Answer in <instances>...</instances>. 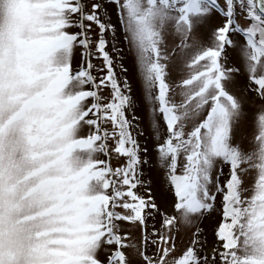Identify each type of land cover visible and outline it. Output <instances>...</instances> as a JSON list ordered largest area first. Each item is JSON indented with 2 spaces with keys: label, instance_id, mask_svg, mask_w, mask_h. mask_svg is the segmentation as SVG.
Returning a JSON list of instances; mask_svg holds the SVG:
<instances>
[{
  "label": "snow or ice",
  "instance_id": "snow-or-ice-1",
  "mask_svg": "<svg viewBox=\"0 0 264 264\" xmlns=\"http://www.w3.org/2000/svg\"><path fill=\"white\" fill-rule=\"evenodd\" d=\"M256 99L264 0H0V264H264V111L251 144L235 139ZM178 223L194 225L179 250Z\"/></svg>",
  "mask_w": 264,
  "mask_h": 264
},
{
  "label": "rangeland",
  "instance_id": "rangeland-1",
  "mask_svg": "<svg viewBox=\"0 0 264 264\" xmlns=\"http://www.w3.org/2000/svg\"><path fill=\"white\" fill-rule=\"evenodd\" d=\"M221 19L222 18L219 17L218 15L214 16L209 20L208 24L202 28V32L206 38L208 34L210 33L211 26L218 24ZM241 23H244L243 19L241 20ZM233 39H239V37L234 36ZM178 40H179V37L172 35L171 30L169 34L166 35V44L169 49H171L172 46H174L178 42ZM121 46H122V39H121ZM79 58H80V51L77 50V52L75 53L74 64L76 61L79 60ZM92 63L94 65V74H96L98 77L100 75H103V73L97 71V69L102 67V60L93 56ZM221 63L225 67L239 66L240 56H239L238 50L233 49L232 47H227L225 53L222 54ZM117 72H119L118 68H117ZM172 78L173 80L178 79L177 69H172ZM228 90L237 96L246 97L245 78L240 77L238 75L234 77L233 82L228 84ZM103 91H104V95L107 96L108 90L105 89ZM262 105H264V102L260 101L259 99L246 103L245 109H244L245 115L239 121L235 129V139L237 142H240L244 144L245 146H248L249 144L253 142L254 134L257 129L258 116L261 114L262 111H264V108H262ZM129 115L131 116V112L129 113ZM139 139H140L141 145L147 144V146L151 150L154 140L151 135L150 129H148L147 127V122H145L144 133L143 135L139 137ZM109 145L110 147L114 146V141L110 140ZM152 155L155 156V153L153 152ZM100 158L106 159V157L104 156H101ZM110 163L113 168H116V167L122 166L125 163V159L122 157H118L113 152L111 153ZM223 170L226 176L228 173V168L225 167ZM254 177H255V172L250 170L249 173L245 176L246 185L251 186L254 183ZM144 180H145V184L151 181L153 185L156 186V185H159L160 183V176L155 170L150 171L149 166L145 165L144 166ZM215 218H216V214L214 213L213 218L209 220H204L201 225V227L205 229L208 239H212V230L214 227ZM158 219L159 218L157 217L156 221L149 220L148 222L149 231H151L153 224L157 223ZM121 228L125 230L127 235L130 237V239L127 242L142 244L141 231L138 226L128 223V222H124L121 224ZM193 231H194V225H186L183 223H178L175 226L173 235L175 237V246L178 250L185 247ZM126 252L131 253L132 250L126 249ZM149 252L155 255V253L152 252L151 248H149ZM104 256H105V252L101 251L100 257L103 259ZM136 264H140L139 258H137Z\"/></svg>",
  "mask_w": 264,
  "mask_h": 264
}]
</instances>
